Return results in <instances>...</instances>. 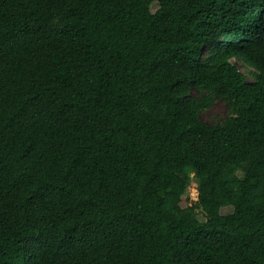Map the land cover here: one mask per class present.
I'll return each instance as SVG.
<instances>
[{
	"label": "trees",
	"instance_id": "1",
	"mask_svg": "<svg viewBox=\"0 0 264 264\" xmlns=\"http://www.w3.org/2000/svg\"><path fill=\"white\" fill-rule=\"evenodd\" d=\"M0 264H264V0H0Z\"/></svg>",
	"mask_w": 264,
	"mask_h": 264
},
{
	"label": "rangeland",
	"instance_id": "2",
	"mask_svg": "<svg viewBox=\"0 0 264 264\" xmlns=\"http://www.w3.org/2000/svg\"><path fill=\"white\" fill-rule=\"evenodd\" d=\"M157 9H158V4L154 3L152 5V11L156 12ZM194 93L198 97L202 96L198 91H195ZM228 116H229V110L226 104L220 99H217L210 109L202 112L201 114L202 120L209 124H218L222 122L223 120H225ZM194 180L195 178H193V181L190 184V187L188 188L186 196L183 199V202H182L183 208L195 203L199 197V193L197 189V182ZM232 213H233L232 207H225L222 209V215H230ZM198 215L202 221L205 220V217L203 216L202 213H198Z\"/></svg>",
	"mask_w": 264,
	"mask_h": 264
},
{
	"label": "built area",
	"instance_id": "3",
	"mask_svg": "<svg viewBox=\"0 0 264 264\" xmlns=\"http://www.w3.org/2000/svg\"><path fill=\"white\" fill-rule=\"evenodd\" d=\"M198 200V199H197Z\"/></svg>",
	"mask_w": 264,
	"mask_h": 264
}]
</instances>
